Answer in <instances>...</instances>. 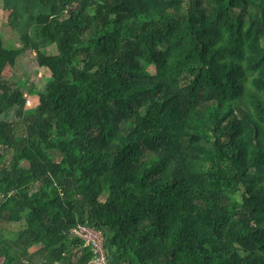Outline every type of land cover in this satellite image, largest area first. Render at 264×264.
<instances>
[{"label": "trees", "instance_id": "1", "mask_svg": "<svg viewBox=\"0 0 264 264\" xmlns=\"http://www.w3.org/2000/svg\"><path fill=\"white\" fill-rule=\"evenodd\" d=\"M0 1V264H264V0Z\"/></svg>", "mask_w": 264, "mask_h": 264}, {"label": "rangeland", "instance_id": "2", "mask_svg": "<svg viewBox=\"0 0 264 264\" xmlns=\"http://www.w3.org/2000/svg\"><path fill=\"white\" fill-rule=\"evenodd\" d=\"M7 16L8 13L3 11L2 2L0 1V33L4 37V43L6 47H17L19 46L18 37L10 30L7 25ZM46 53L53 54L55 53V47H50L47 49ZM35 53L31 50H26L25 53H22L18 58L16 65L7 69L5 72L4 78L8 81L19 83L23 87L27 103L24 107L17 109L13 108L6 111L3 114H0V119L6 120H17L23 115V112L28 109H32L38 104V97L33 95V89L35 87L41 88L46 83L45 71L39 68L34 60ZM1 152L7 154V151H4L3 148H0ZM8 158L11 157V154L8 153ZM3 200V195L0 193V203ZM18 227V224H15Z\"/></svg>", "mask_w": 264, "mask_h": 264}, {"label": "built area", "instance_id": "3", "mask_svg": "<svg viewBox=\"0 0 264 264\" xmlns=\"http://www.w3.org/2000/svg\"><path fill=\"white\" fill-rule=\"evenodd\" d=\"M73 234L82 239L85 242V246L93 249L96 254L93 264H110L103 247V236L98 230L80 225L73 230Z\"/></svg>", "mask_w": 264, "mask_h": 264}, {"label": "crops", "instance_id": "4", "mask_svg": "<svg viewBox=\"0 0 264 264\" xmlns=\"http://www.w3.org/2000/svg\"><path fill=\"white\" fill-rule=\"evenodd\" d=\"M112 264H123V263H118V262H116V261H112Z\"/></svg>", "mask_w": 264, "mask_h": 264}]
</instances>
